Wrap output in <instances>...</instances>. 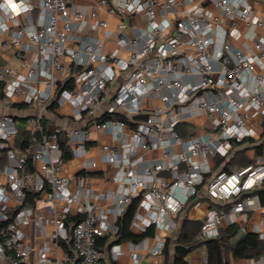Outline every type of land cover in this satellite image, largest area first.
<instances>
[{"label":"built area","instance_id":"1","mask_svg":"<svg viewBox=\"0 0 264 264\" xmlns=\"http://www.w3.org/2000/svg\"><path fill=\"white\" fill-rule=\"evenodd\" d=\"M23 4L28 10L19 13L0 8V52L10 47L21 63V70L0 63V105L21 98L31 112L27 125L39 137L16 149L15 116L0 113L4 264H69L67 253L50 256L67 236L77 264H105L97 239L117 233L116 220L135 197L137 206L151 213L150 218L140 217L143 225L164 224L170 234L189 208L200 206L203 189L219 206L209 204L200 218L202 240L219 235L228 212L251 208L264 184V150L255 162L234 171H212L208 162L226 159L239 143L257 136L264 144V35L237 42L243 38L242 28L264 29V5L256 14L249 0H97L96 9L85 14L73 8L71 0ZM97 8L116 17V33L98 18ZM137 15L143 17L142 26L129 22ZM98 29L103 38L88 32ZM105 39L114 41L111 51L104 50ZM64 82L71 86L57 91ZM104 101L107 107L99 115ZM63 103L70 106L74 121L86 120L85 127L47 129L46 113ZM115 114L124 115L132 127L123 131L128 124L113 118ZM199 116L203 120L194 128L200 132L191 133L186 124ZM178 126L190 133L183 137ZM89 127L116 132L119 141V150L108 144L100 147L103 161L115 165L120 174L111 208L85 199L83 189L71 190L69 177L62 173L60 135L72 143L73 155H84ZM156 148L160 156L141 166L136 177L144 162L139 151ZM83 166L94 167L95 162L87 159ZM29 195L35 201L62 204L53 210V230L46 242L42 217L30 215L25 207ZM73 205L82 218L72 222L67 234ZM110 215L114 223H109ZM28 223L36 235L32 243L23 229ZM156 240L155 252H161L163 235Z\"/></svg>","mask_w":264,"mask_h":264},{"label":"crops","instance_id":"2","mask_svg":"<svg viewBox=\"0 0 264 264\" xmlns=\"http://www.w3.org/2000/svg\"><path fill=\"white\" fill-rule=\"evenodd\" d=\"M36 2L37 0H32ZM96 1L97 0H71L72 7L79 9L83 13L87 14L91 10L96 9ZM252 9L256 14H259L261 8L264 5V0H249ZM213 11V9L211 7ZM216 12V11H215ZM98 18L105 19L108 22V27L112 30H116L117 19L112 15L106 14L101 8H97ZM129 22L136 23L139 26L143 25V17L141 15H137L129 19ZM243 30L246 31L247 37L240 38L237 42L242 39H249L254 34L264 35V29L258 27H250L248 29L242 28V34H244ZM93 36L103 38V32L101 29L97 31H88ZM116 33V32H115ZM115 35H113L114 39ZM3 40H7L8 36L1 37ZM112 39H105L104 50L111 51L114 48V41ZM236 42V43H237ZM120 56L125 57L126 53L124 51L120 52ZM0 63L4 65H8L16 70H21L20 61L13 55V51L10 47L2 50L0 52ZM11 105L3 106L0 105V113L8 112L15 116L16 122L17 120L22 121L24 124L19 125L18 129L23 128L26 130H31L27 125V119L31 117V112L28 111L23 104L18 102V99L13 97L11 99ZM155 104H158V101H154ZM107 107V102L104 101L98 111V114L103 115L105 109ZM115 114L113 118H116ZM124 116V115H123ZM116 119H119L116 118ZM45 125L48 130L58 129L62 130L64 128L71 127H85L86 120L76 122L70 115V106L68 103H63L60 106L54 107L49 110L44 118ZM125 122L128 126L122 129L123 131H128L129 128L132 127L133 123L125 118ZM193 122H188L186 127L191 131V133H198L200 131L194 128ZM116 131V129H113ZM178 130H181L178 129ZM259 130V129H258ZM117 132H119L117 130ZM260 132V130H259ZM90 140L86 143L85 154L84 155H73L71 152V157L64 160L62 166V173L69 177L70 179V189H83V195L85 199H88L90 202L96 204L99 208H111L113 206V200L115 199L116 194L119 190V180L120 177L118 168L108 162L103 161L101 157L100 147L102 144H108L113 146L116 150H119V141L116 139V132L106 133L103 131L95 130L93 127H89ZM118 134V133H117ZM69 149H72V143L67 142ZM261 145L260 149L257 147ZM241 150V154L244 158L255 162L259 156L262 155L264 150V144L260 141V136L254 137L249 140H245L242 143H239L235 149L231 152V154L225 158H214L209 159V166L212 171H216L218 169H223L226 160L235 154V151ZM258 151H260L258 153ZM161 149L156 148L149 151H139V153L143 156L144 162L138 168V172L136 177H140V169L141 166H145L147 163L154 161L160 156ZM91 160L95 162L94 167L86 166L84 167V163L86 160ZM239 167L236 165H228L229 171H234ZM256 194V193H255ZM199 207H191L186 211V218L190 220H199L203 216L205 210L208 205L219 206V204L212 203L209 199H207L204 190H200L199 194ZM25 207L29 209V214H39L42 217L43 222V241H48L49 234L53 230V210L60 208L62 204L60 202L49 203L44 199L40 200H32V196L29 195L27 201H25ZM77 205H73L72 208L75 210L68 214V218L76 215ZM227 211L229 206L227 205ZM135 212L138 213L137 217H133L131 222L129 223V230L132 234L136 235L139 238L137 239H123L121 241H116V234H106L101 238L104 239L103 244L100 246L101 250L104 253L105 264H164L165 254L163 250L161 252H155L157 250V235H163L164 238V246L166 239L175 237L181 226V220H178L177 227L173 233H165L164 224L160 227L152 226V234L149 236L140 235L145 232V230L150 227H145L143 222L140 221V217H151L150 211L146 210L142 206H137ZM135 215V214H134ZM109 223H114V218L112 215L108 216ZM231 221V222H230ZM117 222V220H116ZM163 222V220H161ZM72 221L66 223L65 228L68 231ZM234 224L238 227L239 233L238 236L243 234L246 231L255 232L257 231L259 235H264V203H261L259 196L256 194V198L251 206V208L243 213L230 214L228 212V216L225 219L223 226L221 228L224 229L228 225ZM24 233L26 235L27 241L31 242L35 238V231H33L31 223H28L23 227ZM61 242L66 243L67 249L70 251L68 253L63 246L59 245V248L52 249L50 252V256H55L56 254L67 253L71 257V262L69 264H76V258L74 256V252L71 246L70 239L68 236L65 239H61ZM172 246L168 248L167 261L171 260L172 256ZM195 248H199V250H195L194 253L192 251ZM188 255L187 262L188 264H204L207 263V257L205 255L206 248L203 243L195 247ZM192 256V257H191ZM226 259L228 261L227 264H251V260L254 262L260 261L258 264H264V255L260 256L257 259H243L237 258L233 259L229 252L226 253ZM0 264H4V260L0 258ZM168 264V263H167Z\"/></svg>","mask_w":264,"mask_h":264},{"label":"trees","instance_id":"3","mask_svg":"<svg viewBox=\"0 0 264 264\" xmlns=\"http://www.w3.org/2000/svg\"><path fill=\"white\" fill-rule=\"evenodd\" d=\"M69 82H64L62 85H59L57 91L61 90L65 87H70ZM2 83H0V99L3 96L2 93ZM125 120V116L117 115L116 118ZM134 118H138L135 116ZM181 130H178L180 129ZM184 126H178L177 131L183 136H187L190 133L189 130L184 129ZM39 134L32 131L26 130L23 128L18 129V133L14 138L15 148L18 150H22L25 146H27L33 139H38ZM67 139L60 135L59 145L62 150V158L66 160L71 157V151L69 146L67 145ZM261 145L257 147L260 149ZM241 150L235 151L231 157L226 160L224 164L223 170L229 171L228 165H236L238 167H242L249 163H252L251 160L244 158L240 152ZM260 151H258L259 153ZM4 163V152L0 150V165ZM256 194L259 196L261 203H264V184L260 189L256 191ZM139 201V197L133 198L128 204L126 210L123 214L118 218L117 225L118 231L116 233V241H121L123 239H137L136 235L132 234L129 230V223L131 222L134 212L136 210L137 204ZM82 215L76 214L71 217H67V223L77 222L81 220ZM10 220V218H8ZM5 225V221H0V229ZM199 220H190L186 217L182 219L180 230L178 234L173 238L166 239L165 246L163 248V253L166 255L164 264H188L187 255L198 245L201 243L204 244L206 248V264H227L228 261L226 259V253L229 252L233 259L243 258V259H257L260 256L264 255V238H260L257 232L246 231L243 234L238 236L239 229L236 225L230 224L226 228L220 230V233L217 237L211 239L202 240L199 238ZM152 234V226L148 227L145 232H143L140 236H149ZM104 239L99 237L97 239V247L99 249L103 244ZM61 246L66 249L68 253L70 251L67 249L66 243H59ZM172 246V256L171 260L167 261L168 248ZM76 264H77V259Z\"/></svg>","mask_w":264,"mask_h":264},{"label":"clouds","instance_id":"4","mask_svg":"<svg viewBox=\"0 0 264 264\" xmlns=\"http://www.w3.org/2000/svg\"><path fill=\"white\" fill-rule=\"evenodd\" d=\"M7 8L12 13H19L21 11H27V7L23 4V0H21V4H17L14 2V0H4L3 4H0V8ZM0 27H3V25H0Z\"/></svg>","mask_w":264,"mask_h":264},{"label":"rangeland","instance_id":"5","mask_svg":"<svg viewBox=\"0 0 264 264\" xmlns=\"http://www.w3.org/2000/svg\"><path fill=\"white\" fill-rule=\"evenodd\" d=\"M243 32H244V34H243V37H244V36L246 35V31L243 30ZM245 37H247V36H245ZM20 101H21V98L18 99V102H20ZM154 104H155V103H154ZM202 120H203V117L199 116V117H195V118L191 119L190 122H193L194 125H199V124L201 123ZM16 124H17V126H19V125H22V124H24V123H23L22 121L17 120ZM175 150L178 151V150H179V147L176 146V147H175ZM16 154H19V153L16 152ZM197 249L199 250V248H195V249L192 251V253H194V251L197 250ZM205 255H206V253H205ZM191 257H192V256H191ZM204 264H206V263H204Z\"/></svg>","mask_w":264,"mask_h":264}]
</instances>
